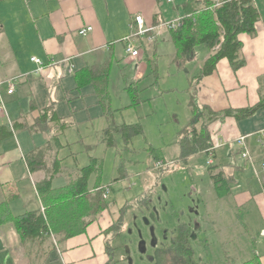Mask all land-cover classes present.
<instances>
[{
  "label": "crops",
  "instance_id": "1",
  "mask_svg": "<svg viewBox=\"0 0 264 264\" xmlns=\"http://www.w3.org/2000/svg\"><path fill=\"white\" fill-rule=\"evenodd\" d=\"M186 1H0V81L15 78L16 84L14 94H4L7 114L0 115V128L12 131L0 142V203L6 202L14 216L43 209L35 184L47 171L32 172L26 158L29 154L50 143L53 156L62 158L63 163L66 159L60 154L70 142L61 139L68 137L71 130H77L82 137L80 128L86 129V133L90 130L104 133L115 124L113 116L109 118L103 109L88 74L82 73L81 82L80 72L106 62L112 70L114 62L123 68L132 64L139 68L147 54L145 40L157 42V36L164 31L169 32L172 40L170 29L164 24L183 15ZM254 2L260 13L257 32L239 36L245 65L234 70L230 61L223 58L213 74L197 80L198 72L190 79L188 96L200 108L209 106L222 111L252 107L264 95V0ZM136 15L144 17L149 30L146 37L132 38L142 43L139 58L127 52L124 39L133 32L131 22ZM87 26L93 30L87 35L80 34ZM209 54L206 48L203 63ZM33 56L45 62L43 70H38V64L31 60ZM53 115L56 117L52 121ZM60 123H67V127L61 130ZM210 130L212 137L220 139V145L211 152L212 164L224 171L231 192L217 196L206 163L203 173L196 171L201 158H209V153L190 157L199 204L204 203L209 215L200 224L201 232L209 233L208 237L213 232L216 245L219 248L226 245L225 254L236 263L258 256L264 264V109L240 121L234 117L218 119ZM242 136L251 160L242 155L244 148L238 143ZM199 179H207L206 186L200 185ZM54 180L55 188L66 184L55 186ZM104 211L85 232L60 243L54 235L48 236L43 240L44 247L38 243L24 244L12 223L1 225L0 264L107 263L110 256L106 230L113 220L110 223L101 220Z\"/></svg>",
  "mask_w": 264,
  "mask_h": 264
},
{
  "label": "rangeland",
  "instance_id": "2",
  "mask_svg": "<svg viewBox=\"0 0 264 264\" xmlns=\"http://www.w3.org/2000/svg\"><path fill=\"white\" fill-rule=\"evenodd\" d=\"M145 42L147 54L142 65L139 68L134 64L125 65L123 68L114 62L108 85L113 108V122L117 125L140 122L143 133L134 136L129 144L122 140L120 133H114V146H108L103 131L90 130L86 133V129L83 128H80L82 137L77 130L73 129L68 137L61 139L66 143L70 142V146L63 149L60 154L66 159L62 163L63 167L70 169L83 167L90 162V157L93 155L101 161L102 172L99 182L104 187L111 188L107 201L114 204L104 211L101 220L106 219L110 223L112 218V224H114L121 210L124 208L126 211L121 238L118 237L111 242L116 248V255L110 264H127V261L123 259L127 255L124 245L130 240L136 242L137 237L135 233L128 235L126 229L142 227L140 220L142 216L153 219L147 211L143 214L137 211L141 198H147L150 194L155 199L160 198L161 201H158L155 207L166 219L170 217L169 212L173 208V210H182L183 217L174 216L170 222L172 226L181 221H189L193 224L197 220L201 224L202 220H208L209 216L204 203L198 202L196 205L197 200H200V194L197 189L198 184L191 174L192 161L189 158L187 163V160L182 161L177 158L180 155L181 132L186 129L192 119L188 96L189 81L202 67L206 47L199 45L196 48L195 57L187 63L186 68H183L176 61L177 47L172 42L169 32H160L157 42L155 40H145ZM208 159L207 156H203L200 160L201 164H197L196 171L199 174L203 173L201 170L204 169ZM69 178L57 177L54 184L55 186L64 185ZM96 180L97 175L94 173L90 178L91 187ZM199 181L202 182L200 185L206 186L207 179L204 181L199 179ZM168 201L174 205L171 206ZM189 207L198 210L200 216L189 213ZM135 214L138 215V219H135L138 225L133 224ZM194 233L197 239L193 241V246L201 264L236 263L233 257L225 254L226 245L219 244L220 248L216 245L217 240L216 238L214 240L213 232L211 233L213 236L210 235V237H208L209 233L201 231ZM112 235L113 233H110L109 236L113 237ZM41 246L44 247L43 242ZM132 254L136 264H148L144 258L140 259L134 249ZM168 260L165 263L161 257L160 261L155 259L151 263L172 264Z\"/></svg>",
  "mask_w": 264,
  "mask_h": 264
},
{
  "label": "trees",
  "instance_id": "3",
  "mask_svg": "<svg viewBox=\"0 0 264 264\" xmlns=\"http://www.w3.org/2000/svg\"><path fill=\"white\" fill-rule=\"evenodd\" d=\"M183 6L184 13L181 16V24L175 29H170L172 42L177 47L176 60L183 68H186L187 63L195 57L196 48L199 45H204L210 54L200 67L197 80L213 74L218 62L223 58L230 61L234 70L245 65V59L240 53L243 43L239 36L243 33L254 35L257 32L256 24L260 19V13L254 0H221L219 5L214 0H188ZM85 69L87 72L84 71ZM85 69L80 72V81H83L82 73L83 75L84 72L88 74L87 79L92 81L103 109L111 118L113 109L108 86L110 63L106 62ZM192 82L191 80V91L194 89ZM132 93L134 94L133 91ZM189 106L192 119L186 129L181 132L180 155L177 157L182 161L187 160V163L189 158L195 154L210 153L212 136L210 126L213 122L226 117H234L238 121L252 117L259 110L264 109V95L255 106L247 108H227L215 111L209 106L200 108L194 98L190 101ZM55 117L53 115L52 121L55 120ZM66 127L67 123H60L61 130ZM10 133L12 131L1 127L0 142ZM114 133H120L123 137L122 140L129 144L134 136L143 133V127L140 122L108 126L104 131L108 146L115 145ZM54 139L58 142V137ZM26 158L32 172L41 169L47 171L46 176L35 184L43 209L27 211L14 216L6 202L0 203V227L12 223L24 244L33 246L38 243L41 246L43 240L51 235H54L59 243L64 242L69 237L85 232L101 216L102 212L110 207L111 203L104 197L107 187L99 182L102 172L101 161L94 155L90 157V162L87 165L70 169L62 166V158L53 156L52 147L50 143H47L45 147L33 151ZM207 171L213 181L217 196H227L231 192V187L224 171L220 170L216 164L207 166ZM94 173L97 175V180L91 187L90 178ZM58 176L70 178L64 186L55 188L53 180ZM152 199V194H150L147 198H141L138 205L140 207L148 205L153 202ZM125 215L126 211L123 208L118 219L106 230L107 235L113 233V237L109 236V240L106 242L107 252L110 256V260L106 264L112 262L111 256L115 247L111 242L121 236ZM173 231L174 236L171 243L165 249L164 262L166 263V260L169 259L168 261L172 264H201L191 238L192 225L187 221H181L175 225ZM197 231H201V228ZM235 264H261V262L259 257L255 256L249 261Z\"/></svg>",
  "mask_w": 264,
  "mask_h": 264
},
{
  "label": "flooded vegetation",
  "instance_id": "4",
  "mask_svg": "<svg viewBox=\"0 0 264 264\" xmlns=\"http://www.w3.org/2000/svg\"><path fill=\"white\" fill-rule=\"evenodd\" d=\"M152 197H153L152 199L153 202L151 201L152 203L148 205H144L143 207H140L139 205L137 207V211H140V214H143L144 211H147L148 214L153 216V219L150 220L149 218L142 216L140 220L142 222V227L144 229L142 227H137V229L135 228L133 229V227H128L126 229V233L128 235L135 233L137 237L136 242H132L130 240L129 243H126L124 245V250L127 251L126 252L127 255L123 259L127 261L126 262L127 264H136L133 260V254H132L133 249H134V252L140 257V259L144 258L146 261H148V264H152L151 261L153 262L155 259L156 260L158 259L160 261V258L165 256V249H167L166 247L171 243L172 237L174 236L173 229L175 226L170 225V222H172L171 220H173L174 216L178 218L183 217V214L181 212L182 210L180 209L173 210L174 209L173 207H172L173 208L172 210L174 211L175 215L173 214L171 210L169 212L171 214L169 218L166 219L164 216L162 217L161 212L158 209H156L157 207H155L158 201L160 202L161 199L160 198L155 199L153 195ZM198 202L199 200H197L196 205ZM168 203H170L171 206L174 205L171 201H168ZM166 211L168 210L166 209ZM188 212L195 213L197 217L200 216L199 211L193 210L192 207L188 208ZM137 217L138 215L136 214L133 217L134 225H138V221L135 220ZM190 224L192 225V229H193V232L191 233V238L194 241L197 239L194 232H198L197 230L200 228V224L198 223L197 220L195 221V223L193 224L190 223ZM196 225L198 226V229L195 230ZM144 234L146 235V237ZM119 237L121 238V236ZM115 255H116V250L113 252V255L111 256L112 260H113V257H115ZM109 260H110V257H109Z\"/></svg>",
  "mask_w": 264,
  "mask_h": 264
},
{
  "label": "built area",
  "instance_id": "5",
  "mask_svg": "<svg viewBox=\"0 0 264 264\" xmlns=\"http://www.w3.org/2000/svg\"><path fill=\"white\" fill-rule=\"evenodd\" d=\"M169 1H171V0H169ZM214 1L217 3V5H219L221 0H214ZM180 24H181V17H178L175 20L168 21L164 25L167 26L168 29H175ZM131 28L133 31L132 34L130 36H127L126 38H124L126 41V50L131 55V57L139 58L141 55L142 43H140V42L137 43L132 38L133 37H139V38L146 37V35L149 33V30L145 26L144 17L141 15H136L134 18V21L131 22ZM92 30H93L92 26H87V27L82 28L79 32L82 35H87ZM148 39L151 40L152 38L149 37ZM31 60L33 62H35L36 64H38V66H39L38 70L39 71L43 70V68L45 66V62L41 58L33 56V57H31ZM73 69H74V67L71 66L70 71H73ZM5 87H6V89H5ZM14 89H16L15 78H9V79L0 81V115H6L7 114L6 101H5L4 94L7 93L9 95H12L15 93ZM210 143H211L210 152H212L220 145V139L218 138V136L214 135L212 137V140ZM238 143L240 144V146H242L244 148L243 152H242L243 157L251 160L250 153H249L247 146H246L245 137L244 136L240 137L238 139ZM212 159H213V157H212V153H211L207 164H212L213 163ZM110 191H111V188L107 187L106 191L104 193L105 198L108 197V194Z\"/></svg>",
  "mask_w": 264,
  "mask_h": 264
},
{
  "label": "water",
  "instance_id": "6",
  "mask_svg": "<svg viewBox=\"0 0 264 264\" xmlns=\"http://www.w3.org/2000/svg\"><path fill=\"white\" fill-rule=\"evenodd\" d=\"M198 229V226L196 225L195 230Z\"/></svg>",
  "mask_w": 264,
  "mask_h": 264
}]
</instances>
